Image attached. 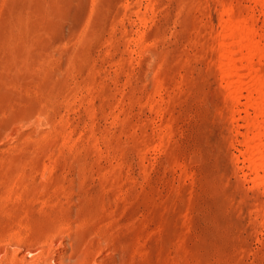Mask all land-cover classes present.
Masks as SVG:
<instances>
[{
  "label": "rangeland",
  "instance_id": "obj_1",
  "mask_svg": "<svg viewBox=\"0 0 264 264\" xmlns=\"http://www.w3.org/2000/svg\"><path fill=\"white\" fill-rule=\"evenodd\" d=\"M0 264H264V0H0Z\"/></svg>",
  "mask_w": 264,
  "mask_h": 264
}]
</instances>
